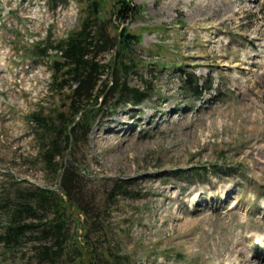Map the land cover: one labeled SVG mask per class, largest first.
<instances>
[{
	"label": "rangeland",
	"instance_id": "374dc122",
	"mask_svg": "<svg viewBox=\"0 0 264 264\" xmlns=\"http://www.w3.org/2000/svg\"><path fill=\"white\" fill-rule=\"evenodd\" d=\"M132 2L139 14L123 30L141 35L138 74L158 93L140 107L100 111L75 150L77 200L95 212L115 180L133 181L127 190L136 194L110 222L136 264H264V0ZM82 8L76 0H0V234L12 200L44 184L29 157L36 151L26 117L50 102L51 57L34 56V44L76 30ZM183 72L198 78L200 95L181 90ZM198 166L207 172L175 173ZM38 236L0 244V264H48L38 259Z\"/></svg>",
	"mask_w": 264,
	"mask_h": 264
},
{
	"label": "trees",
	"instance_id": "16d2710c",
	"mask_svg": "<svg viewBox=\"0 0 264 264\" xmlns=\"http://www.w3.org/2000/svg\"><path fill=\"white\" fill-rule=\"evenodd\" d=\"M76 1L83 5L77 29L57 40L47 34L44 41L34 44V56L41 60L51 57L50 102L39 103L26 117L36 151L29 157L41 167L44 184L32 186L12 200L10 223L0 234V244L10 248L24 235L38 234L37 239L43 241L38 259L48 264H136L134 256L122 248L118 226L110 222L120 201L136 194L127 190L133 181L115 180L91 212L75 194L83 175L74 156L78 145L87 141L100 111L105 108L114 113L122 106H141L158 91L152 78L138 74L145 61L133 47L141 42V35L123 29L120 37L111 33L113 21L119 30L125 21L137 17L139 10L133 0H113L110 6H106L110 0ZM111 50V60L104 62L102 55ZM132 75L141 85L130 83ZM198 82L188 72L180 76L185 94L200 95L203 87ZM209 169L219 168L213 164ZM204 172L203 166L175 171L176 175L196 177Z\"/></svg>",
	"mask_w": 264,
	"mask_h": 264
},
{
	"label": "water",
	"instance_id": "95a60500",
	"mask_svg": "<svg viewBox=\"0 0 264 264\" xmlns=\"http://www.w3.org/2000/svg\"><path fill=\"white\" fill-rule=\"evenodd\" d=\"M124 26H121L120 27V30H119V37H120V34H121V30L123 29Z\"/></svg>",
	"mask_w": 264,
	"mask_h": 264
}]
</instances>
